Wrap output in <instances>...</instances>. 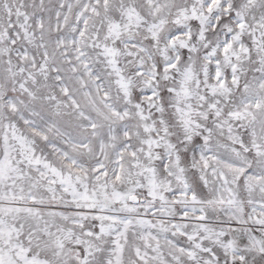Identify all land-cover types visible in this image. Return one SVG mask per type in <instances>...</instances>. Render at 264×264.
I'll use <instances>...</instances> for the list:
<instances>
[{"label": "snow or ice", "instance_id": "1", "mask_svg": "<svg viewBox=\"0 0 264 264\" xmlns=\"http://www.w3.org/2000/svg\"><path fill=\"white\" fill-rule=\"evenodd\" d=\"M0 264H264V0H0Z\"/></svg>", "mask_w": 264, "mask_h": 264}]
</instances>
